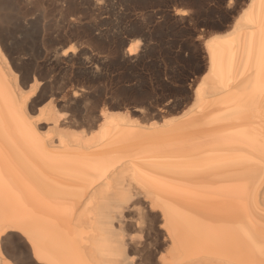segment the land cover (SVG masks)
<instances>
[{
  "label": "bare ground",
  "instance_id": "1",
  "mask_svg": "<svg viewBox=\"0 0 264 264\" xmlns=\"http://www.w3.org/2000/svg\"><path fill=\"white\" fill-rule=\"evenodd\" d=\"M5 4L0 264H264V0H246L231 33L206 39L196 91L152 123L103 107L79 124L73 65L56 88L54 74L26 69ZM129 45L130 57L141 44ZM78 50L52 58L73 64Z\"/></svg>",
  "mask_w": 264,
  "mask_h": 264
},
{
  "label": "rangeland",
  "instance_id": "2",
  "mask_svg": "<svg viewBox=\"0 0 264 264\" xmlns=\"http://www.w3.org/2000/svg\"><path fill=\"white\" fill-rule=\"evenodd\" d=\"M6 1L8 2L2 0L8 7L4 12L10 18L7 24L8 36L10 35L9 38L7 36L8 45L14 57L26 69L38 64L43 76L50 77L54 74L57 81L54 82L52 79V84L56 88L59 86V77L63 76L61 71L64 66L73 65L75 72L72 77L68 76L71 79L69 82L79 83V88L81 87L79 90L82 92L79 96V124L83 123L88 113L100 111L103 107L119 114L129 110L131 117L135 116V119L140 117L141 120L152 123L157 122L156 114H166L176 110L178 106H185L192 93L196 91L194 80L202 75L203 69L208 65V61H205L208 60L205 55L207 54L205 44L208 43L206 39L231 33V28L241 17L239 14L243 16L245 14L240 9L246 2V0H39L40 2L29 0V3L28 0H9L8 3ZM131 43L141 45L137 49L138 53L129 57L126 50ZM72 44L79 46L77 53L79 61L73 64L67 61L56 63L52 58L53 51ZM77 72L79 76H76ZM13 237L11 244L17 247L16 254L22 255V259L26 260L23 241L17 236ZM26 261L32 260L27 258Z\"/></svg>",
  "mask_w": 264,
  "mask_h": 264
}]
</instances>
